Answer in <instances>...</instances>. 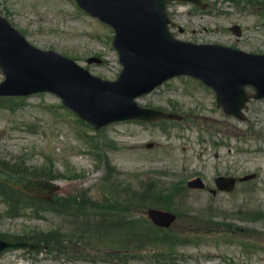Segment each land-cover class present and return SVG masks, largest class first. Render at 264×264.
<instances>
[{"label": "rangeland", "instance_id": "1", "mask_svg": "<svg viewBox=\"0 0 264 264\" xmlns=\"http://www.w3.org/2000/svg\"><path fill=\"white\" fill-rule=\"evenodd\" d=\"M210 1L216 5L206 14L190 6L173 5L170 8L171 18L187 28L185 36L180 38L264 53V17L260 14V6L241 10L228 0ZM0 8L35 46L67 51L65 54L82 66H85L86 58L101 55L102 65L88 66L90 73L108 80L116 79L119 74L120 67L111 48L112 31L78 11L73 0H0ZM233 24L242 28L243 35L239 40L227 30ZM2 80L0 74V82ZM211 97L208 90L187 79L165 84L140 101L145 106L162 108L172 102L188 116V120L166 125V130L138 123L114 125L102 134L103 139L115 141L116 148L103 152L120 173L122 185L133 183L135 179L150 181L156 178L157 182H163V190H171V179L187 181L201 175L211 185L212 178L219 173L226 172L231 176L256 173L254 181L237 186L232 195L212 197L208 193L182 191L184 200H174L173 208L180 212H187L191 206L192 214L207 209L225 213L226 222H231L233 228H243V231L230 230L228 236L223 231L207 234L197 244L179 246L175 254L168 256L162 255L165 248L159 247L158 252L144 256L147 257L145 262L139 260L130 264H264V221L245 222L237 218L240 210L264 213V103L251 102L246 121H237L217 111ZM14 106V112L0 109V159H10L13 163L26 160V167H35L43 162L40 152L44 151L54 155L56 168L61 172L72 167L85 173L89 167L95 166V157H84L83 163L78 161L81 158L78 154L87 146L65 120L66 115L63 120L61 116L57 118L64 111L55 96L36 95ZM84 129L81 127L80 131ZM147 143H153L154 147L147 149ZM97 169L100 172L95 176L101 175L104 167L98 165ZM91 182L90 196L95 199L98 192L94 185L97 182L94 179ZM29 213L27 209L22 214L28 220L11 221L0 216V231L48 232L55 229L57 234L67 237L68 233L77 231L95 234L98 228L83 226L76 220L56 214L38 212L40 217H36ZM76 226L81 228L74 229ZM172 230L180 235L182 225H173ZM75 239L70 255L54 258L45 256V253L38 256L16 253L0 259V264H122L112 263L103 255L85 260L87 262L79 261L81 251L88 250L80 244V238ZM88 240L92 241L93 237Z\"/></svg>", "mask_w": 264, "mask_h": 264}, {"label": "water", "instance_id": "2", "mask_svg": "<svg viewBox=\"0 0 264 264\" xmlns=\"http://www.w3.org/2000/svg\"><path fill=\"white\" fill-rule=\"evenodd\" d=\"M168 1L157 0L160 10H163L164 4ZM159 7L156 5L157 10ZM166 22L162 28L150 29L141 39L138 36L130 37L124 28L118 30L123 40L119 49L124 70L117 82L106 83L105 86L111 90V103L113 100L123 101L121 118L144 116V111L137 112L135 109L133 97L151 91L175 74H192L211 86L237 83L231 73L237 53L228 49H202L200 46L186 44H182L180 48L170 42L172 39L166 33ZM15 38L22 50L30 51L18 35H15ZM202 51L207 53L203 55ZM36 54L41 58L40 61L26 63L20 59V63L13 64L10 68L8 62L4 60L2 68L12 70L11 78L17 79V84H20L28 74L45 75L44 78L36 79L34 87L29 92L54 91L61 88L63 82L74 72V66L68 60L52 53ZM249 58L256 61L264 60V57ZM236 91L237 87L233 90V96L239 93ZM159 117L162 118L163 115Z\"/></svg>", "mask_w": 264, "mask_h": 264}]
</instances>
